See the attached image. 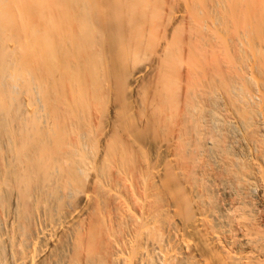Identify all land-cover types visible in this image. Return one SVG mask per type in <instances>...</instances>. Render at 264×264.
I'll return each instance as SVG.
<instances>
[{
	"label": "bare ground",
	"instance_id": "bare-ground-1",
	"mask_svg": "<svg viewBox=\"0 0 264 264\" xmlns=\"http://www.w3.org/2000/svg\"><path fill=\"white\" fill-rule=\"evenodd\" d=\"M163 2L0 0V264H264V41L219 100Z\"/></svg>",
	"mask_w": 264,
	"mask_h": 264
},
{
	"label": "rangeland",
	"instance_id": "rangeland-1",
	"mask_svg": "<svg viewBox=\"0 0 264 264\" xmlns=\"http://www.w3.org/2000/svg\"><path fill=\"white\" fill-rule=\"evenodd\" d=\"M111 1L113 2V5H115L114 7H112V9L114 10L113 14L115 15L116 13V16L114 17L119 20L120 17L126 16L127 19H129L130 21L132 20V22L128 21L130 22V24H135L134 28L140 26L141 24H138V22L132 19L133 16L137 15L138 12L140 13L144 9V5L148 1L153 3L156 2V4L157 1L160 3L164 1L163 3H166V5L167 3L170 4V1L173 2V4L175 1V3L178 2L177 5L180 2H185L184 4L187 5L192 2L193 4L194 2L197 3L196 10L198 11V13L196 11L197 15L195 17L197 20V26L194 24L196 22L195 21L193 22L194 27L192 28V30L195 29V32L197 31L196 35H194L195 37L192 36L191 29L189 32L190 25L192 24L191 22L189 25V22L191 20L187 18L181 20L182 23L179 21L180 24H177L179 27L178 30L177 27L174 29L175 31L177 30L175 32L176 34L172 33V36L173 34L175 35L173 39L176 37L177 40L174 39L175 42H173L171 46V51L175 49L174 47H177L179 45L177 42L181 40V43L184 47L186 46V43H188V41L192 42L193 46L196 45L198 47H195V51L197 50V53H195L196 55H198V58L196 57L199 61L198 65H201L199 67L203 68L202 72L204 70V75L206 70V82L207 80L208 83L210 81L209 84L212 85L216 93V98L219 100L227 96L226 82L228 81V78L223 75V70H228L229 73H231V79L233 81L237 80L239 82V80L241 81V79L243 78L242 77L240 79L242 72H240L239 70H241V68L249 65L250 63H253L256 58L259 60L263 59L264 61V51L262 53V57L261 55L255 54L254 59V54L250 47L252 46L250 45L251 41L254 38H260L264 41V0H123L126 5L122 3L119 4L118 2H116L118 0ZM111 1L109 0L110 3ZM121 4L122 7H120ZM124 8L126 11L124 10ZM112 9L111 11H113ZM166 10L167 9L165 8L162 11L165 12ZM133 11L135 15H133ZM195 26L197 28H195ZM159 27L160 26H158V28ZM160 30H162L161 27ZM130 36L132 39H134L135 33L133 32ZM182 45L180 44V47L176 49L179 51L181 48H183L181 47ZM184 57L186 58V56ZM253 59L254 61L251 62Z\"/></svg>",
	"mask_w": 264,
	"mask_h": 264
}]
</instances>
